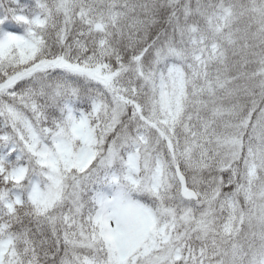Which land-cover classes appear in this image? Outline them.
Instances as JSON below:
<instances>
[{"label": "snow or ice", "instance_id": "6c2138e0", "mask_svg": "<svg viewBox=\"0 0 264 264\" xmlns=\"http://www.w3.org/2000/svg\"><path fill=\"white\" fill-rule=\"evenodd\" d=\"M0 264H264V0H0Z\"/></svg>", "mask_w": 264, "mask_h": 264}]
</instances>
